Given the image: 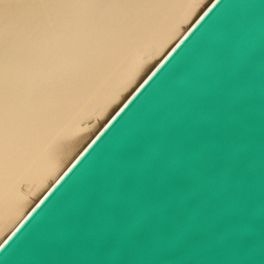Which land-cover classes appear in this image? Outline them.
<instances>
[{
    "label": "water",
    "instance_id": "obj_1",
    "mask_svg": "<svg viewBox=\"0 0 264 264\" xmlns=\"http://www.w3.org/2000/svg\"><path fill=\"white\" fill-rule=\"evenodd\" d=\"M0 264H264V0H212L4 238Z\"/></svg>",
    "mask_w": 264,
    "mask_h": 264
},
{
    "label": "bare ground",
    "instance_id": "obj_2",
    "mask_svg": "<svg viewBox=\"0 0 264 264\" xmlns=\"http://www.w3.org/2000/svg\"><path fill=\"white\" fill-rule=\"evenodd\" d=\"M212 0H0V243Z\"/></svg>",
    "mask_w": 264,
    "mask_h": 264
}]
</instances>
